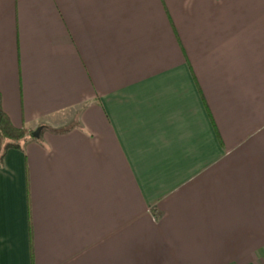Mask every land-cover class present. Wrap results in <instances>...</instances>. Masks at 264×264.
I'll use <instances>...</instances> for the list:
<instances>
[{"label":"crops","instance_id":"0c3cea01","mask_svg":"<svg viewBox=\"0 0 264 264\" xmlns=\"http://www.w3.org/2000/svg\"><path fill=\"white\" fill-rule=\"evenodd\" d=\"M0 98V264H264V0H0Z\"/></svg>","mask_w":264,"mask_h":264},{"label":"trees","instance_id":"16d2710c","mask_svg":"<svg viewBox=\"0 0 264 264\" xmlns=\"http://www.w3.org/2000/svg\"><path fill=\"white\" fill-rule=\"evenodd\" d=\"M33 137V130L16 126L3 110L0 98V165L11 149L24 150Z\"/></svg>","mask_w":264,"mask_h":264},{"label":"rangeland","instance_id":"374dc122","mask_svg":"<svg viewBox=\"0 0 264 264\" xmlns=\"http://www.w3.org/2000/svg\"><path fill=\"white\" fill-rule=\"evenodd\" d=\"M74 114H73V112H68L67 114H65L64 116H62V117H60L59 118V120L60 121H62L63 123H64V125L63 126H65V125H68V123L71 121V119H73L74 120ZM70 120V121H69ZM76 120H78V119H76ZM62 123V124H63ZM45 133H47L46 132V130H45V132H43V134H40V137L39 138H36V137H32V139L28 142V144H31V143H37L38 145H42V144H44L46 141H45V139H44V134ZM47 143V142H46ZM28 145H25V148L27 147ZM123 185V184H122ZM127 187V186H126ZM124 188H125V186H124ZM122 189H123V187H122ZM126 189V188H125Z\"/></svg>","mask_w":264,"mask_h":264},{"label":"water","instance_id":"95a60500","mask_svg":"<svg viewBox=\"0 0 264 264\" xmlns=\"http://www.w3.org/2000/svg\"><path fill=\"white\" fill-rule=\"evenodd\" d=\"M42 129L43 127H39L37 128L34 132H33V136L36 137V138H39L40 137V134L42 132Z\"/></svg>","mask_w":264,"mask_h":264}]
</instances>
